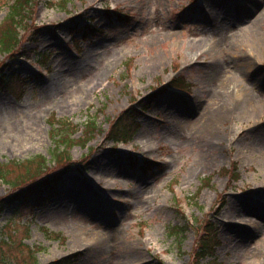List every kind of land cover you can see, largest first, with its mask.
Segmentation results:
<instances>
[{
	"label": "rangeland",
	"instance_id": "374dc122",
	"mask_svg": "<svg viewBox=\"0 0 264 264\" xmlns=\"http://www.w3.org/2000/svg\"><path fill=\"white\" fill-rule=\"evenodd\" d=\"M13 2L0 0V26ZM28 7L15 57L0 51V164H27L12 169L14 185L0 179V199L50 173L62 181L30 204L0 205V264H29L32 246L43 264H117L136 250L134 264H199L193 224L219 239L201 264H264V109L230 112L210 83L214 66V90L218 72L230 91L264 98V0ZM212 101V134L192 140ZM123 115L133 136L115 143ZM61 135L63 159L53 151ZM175 225L186 228L181 240Z\"/></svg>",
	"mask_w": 264,
	"mask_h": 264
},
{
	"label": "trees",
	"instance_id": "16d2710c",
	"mask_svg": "<svg viewBox=\"0 0 264 264\" xmlns=\"http://www.w3.org/2000/svg\"><path fill=\"white\" fill-rule=\"evenodd\" d=\"M32 3V0H14L12 3V10L8 14L7 18H10V21L7 22L4 26H0V28H3L0 30V51L5 54L6 56H13L15 57V46L20 42L22 38L21 34V27L23 24L27 23V15L29 11L28 5ZM8 24V25H7ZM5 27V28H4ZM7 63L5 62L1 67H0V79L2 76H4L3 70L4 66ZM20 76H17L19 78ZM20 79V78H19ZM95 118H91L90 122L93 128L96 127V121L94 120ZM60 125L61 123L58 122ZM126 115H123V120H120L119 125H113L111 133V139L114 140L115 142L119 141H127L130 139L133 135L132 132H130L129 128L125 129L126 127ZM58 133V132H57ZM61 137L56 138V144L54 147V150L56 155L60 159L70 157L69 154L67 153H61L62 150H67L65 149L66 142L60 143L59 141L61 140ZM64 146V147H63ZM63 147V149H61ZM64 157H63V156ZM149 164L150 161H147ZM27 163L20 162V161H13L11 164L8 162L7 165L0 164V179L5 181L6 183L10 185H14V179L11 175H9L12 171L13 168L15 167H23ZM46 163L44 158L42 157L41 162L39 163L38 170L42 171L41 167H45ZM145 168V165L143 166ZM57 173V172H56ZM30 178L32 177L31 174L29 176ZM20 178H23V176H20ZM62 181V177L59 174H52L50 173L49 175L43 176L30 184H27L23 187H20L16 192L11 193L9 195H6L5 197H2L0 199V205L1 209H5L6 207H11L14 204L17 203H31L32 201L44 197L46 195L52 194L55 192ZM15 188V187H14ZM213 225V224H212ZM194 228L196 232L199 233V238L197 242V247L195 249V260L197 263L201 264L203 259H205L208 255H213L216 249L217 244H219V240L217 236L214 234V231L206 230L207 232L203 233V230L197 229V225L194 224ZM186 228L183 226H170L168 231L170 235H175L179 240L182 239V236L185 232ZM60 234H57L58 237ZM25 244V243H24ZM27 245V244H26ZM35 248L32 246L31 248L29 247V256H30V263L29 264H43L40 263L37 259ZM76 258L73 255H69L66 257H62L60 259H57L51 263H46V264H75Z\"/></svg>",
	"mask_w": 264,
	"mask_h": 264
},
{
	"label": "bare ground",
	"instance_id": "6f19581e",
	"mask_svg": "<svg viewBox=\"0 0 264 264\" xmlns=\"http://www.w3.org/2000/svg\"><path fill=\"white\" fill-rule=\"evenodd\" d=\"M259 47H260V43L256 42L255 48L258 50ZM211 76L213 77L212 78L213 83L210 82L212 86L213 94H216L218 96L227 95L230 98L231 101L228 103L229 104L228 109L230 112L239 110L242 108L246 109L247 107H249L252 111H262L264 109V98L262 96L257 95L255 92H253V94L249 96H246L243 94L235 93L234 90L230 91L229 88L232 83L231 79L227 78L226 80L223 81V77H222L223 75L218 72L215 73V76H219L217 77V79L219 80V83L220 81L221 83L214 90V66L211 67ZM261 100L263 101V103L261 102ZM166 110H168V112L171 111V109H168V108ZM223 110L225 112L226 107ZM195 119L197 120V122L194 125L196 134H195V137L192 138V140L196 141L197 136L200 134L210 136L212 134L211 130L214 127V101L211 102V105H208L205 108H203L200 114L198 115V117ZM190 122L191 121L187 122V124H189ZM212 139H214L213 136H212ZM53 173H56V172H53ZM86 187L90 188L87 185ZM237 212L238 213L236 215L245 214L244 211L239 210V209L237 210ZM242 220H245V218L243 217ZM229 228H235V232H238V233H243L247 229L244 227L243 224H237V225L231 224ZM89 238L94 241L93 246H96L97 248H103V246L106 244V239L105 238L103 239L102 236L97 235L96 237L94 236L92 238L91 237ZM85 240L88 241V239H85ZM141 256L142 255L140 254V252L136 250L132 254L123 255L119 257L116 263L117 264H134L138 260H143Z\"/></svg>",
	"mask_w": 264,
	"mask_h": 264
}]
</instances>
